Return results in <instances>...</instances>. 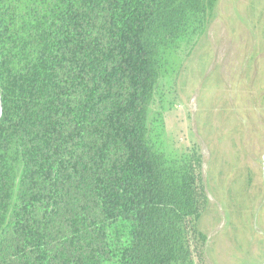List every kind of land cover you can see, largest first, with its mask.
<instances>
[{
    "label": "trees",
    "instance_id": "trees-1",
    "mask_svg": "<svg viewBox=\"0 0 264 264\" xmlns=\"http://www.w3.org/2000/svg\"><path fill=\"white\" fill-rule=\"evenodd\" d=\"M219 2L0 0V264H205L202 155L151 117Z\"/></svg>",
    "mask_w": 264,
    "mask_h": 264
},
{
    "label": "rangeland",
    "instance_id": "rangeland-1",
    "mask_svg": "<svg viewBox=\"0 0 264 264\" xmlns=\"http://www.w3.org/2000/svg\"><path fill=\"white\" fill-rule=\"evenodd\" d=\"M174 78L151 121L170 155H202L205 264H264V0H220Z\"/></svg>",
    "mask_w": 264,
    "mask_h": 264
}]
</instances>
